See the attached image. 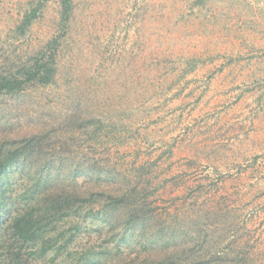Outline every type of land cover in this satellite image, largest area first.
<instances>
[{"label": "rangeland", "instance_id": "rangeland-1", "mask_svg": "<svg viewBox=\"0 0 264 264\" xmlns=\"http://www.w3.org/2000/svg\"><path fill=\"white\" fill-rule=\"evenodd\" d=\"M29 1L0 0V63ZM60 13L49 0L24 41L59 39L56 82L0 96V147L38 135L42 154L8 174L17 202L0 210V238L48 162L58 189L138 195L110 224L66 218L67 249L27 247L28 264H264V0H74L65 28ZM79 166L116 181L73 184ZM142 205L146 231L121 240Z\"/></svg>", "mask_w": 264, "mask_h": 264}, {"label": "trees", "instance_id": "trees-1", "mask_svg": "<svg viewBox=\"0 0 264 264\" xmlns=\"http://www.w3.org/2000/svg\"><path fill=\"white\" fill-rule=\"evenodd\" d=\"M48 1L30 0L27 2L17 25L9 31L12 45L10 46L14 48L10 49L7 56L4 54V59L0 63V96H16L30 85L46 87L56 82L59 39H51L36 46L31 43L28 46L24 44V41L29 39L33 25L42 16ZM57 1L61 5L60 25L65 28L74 12V0ZM18 41H22V44L19 45L20 51L16 50ZM40 140L38 135H34L32 138L20 140V144L14 142L6 147L4 145L0 147V210L7 207L10 200L12 203L17 202V199L7 196L6 183L10 185V178L6 182L8 174L12 172L11 170L15 171L19 167L26 168L27 166L28 169H32V165L28 163L29 159L32 157L34 160V158L42 156L39 148ZM42 168L47 172L42 174L33 172L35 176L29 175L27 178L34 181V188L31 189L29 195L21 199L26 205L23 207V211L18 212L11 219L7 229L10 236L6 235V240L0 238V264L6 263L7 256L10 257L12 264H28L29 261L24 260L22 252L27 247L34 248L28 254L30 258H43L52 250H55L56 256H59L72 241L71 237L67 239L64 230L60 228V224L66 218L90 217L110 224L116 209L119 207L130 208L128 203L131 198L135 199V196L138 195V193L134 194L133 189L121 195L102 189L98 192L94 189L81 191L74 186L71 190L66 187L58 189L57 186L64 176L62 167L57 165L55 169H50L47 162ZM82 175L87 176L88 183L102 184L113 181V183H107L113 185L116 181V178L108 172L102 173L94 167L79 166L74 168L73 174L70 175L73 184L77 177ZM43 182L59 183L56 186L46 187L42 185ZM94 206H98L97 210L94 209ZM126 218L123 221L121 240H125L126 233L132 231L136 224H140L141 234L146 231V220L149 218L144 205L132 209ZM78 227L77 223L75 228L78 229ZM60 241L61 243L58 245ZM176 258V256L175 258L170 257L164 262L155 264H182Z\"/></svg>", "mask_w": 264, "mask_h": 264}]
</instances>
